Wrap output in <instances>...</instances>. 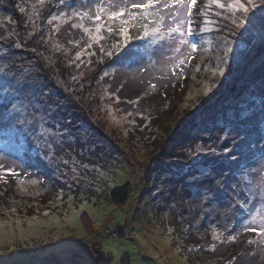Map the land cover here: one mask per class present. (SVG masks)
Here are the masks:
<instances>
[{"label":"rangeland","instance_id":"rangeland-1","mask_svg":"<svg viewBox=\"0 0 264 264\" xmlns=\"http://www.w3.org/2000/svg\"><path fill=\"white\" fill-rule=\"evenodd\" d=\"M18 1L22 8L18 12L15 10L12 24L5 21L6 9L0 10V43L4 42L0 45V107L8 108L6 117L10 120V135L20 141L3 142V147L21 157L24 145L30 161L42 158L50 164L51 175L46 174L48 179L23 175L15 192L8 196L0 192V264H192L172 228V218L181 214L174 212L175 203L170 207L175 191L166 189L171 181L163 166L166 167L169 157L181 156L182 163L175 169V174L179 177L189 169L186 195L190 198L186 208L190 211L196 205L204 207L206 191L203 189L207 188L204 184L209 180L210 165L207 166L208 155L203 156V153L216 146L209 143L211 136L208 134V137L196 139L195 152L187 150L189 155L185 156L183 149L175 152L165 138L186 118L193 121V115L202 108L208 109L211 102L214 105L229 94L242 93L253 85L255 75L256 79H264V68L261 63H255L263 59L264 53V4L256 0L257 7L251 9L244 25L237 28L227 8L211 5L207 16H202L200 13L207 0H197L192 16L195 32L192 42L197 44L196 51L181 45L177 52L175 36H164V40L160 39L163 40L160 47L153 49L159 64L167 67L187 53L188 71L181 80L180 89L161 95L157 101L150 100L145 109L139 106L138 113L135 106L124 112L107 82L112 67L118 66V57L127 59L147 38L132 39L126 46L116 47L122 39L116 34L110 44L118 52L109 55L104 51L107 45L99 48L100 40L96 42L89 38L81 43V36L88 35L82 28L79 30L83 33L75 43H69L72 39L56 33L66 25L75 34L76 27L72 25L80 22L78 18L68 16L69 5L65 2ZM15 2L0 0V7L3 4L10 7ZM40 17L44 25L37 24H43ZM205 20L209 21V31H203ZM166 23H171L170 19ZM84 24L91 27L88 21ZM252 26L261 34L250 41H256L257 49L261 51L252 56L248 54L242 61L244 49L236 35L246 34ZM132 32L137 33L136 29ZM220 70L223 75L219 74ZM84 95L87 99L95 97L89 123H81V119H77L81 113L76 112V117L73 110L78 108L79 98ZM62 105L65 112L71 109L69 112L73 113V122L69 123L73 133L79 136L84 132L88 137L74 142L70 139L74 134H65L63 127L69 124H65L67 120L63 118L68 113L64 115ZM92 119H97L94 124L98 128L90 123ZM80 124L86 127L79 128ZM229 129L225 133L222 129L216 131L221 134L219 151L228 147L225 140ZM71 150L80 159L70 153ZM160 151L170 153L162 158ZM1 166L0 182H3L1 176L6 167ZM191 170L198 176L193 177ZM253 178H249V183L252 182L254 208H258L264 204V168ZM43 181L49 195L55 193V200L43 201L49 198L46 191L47 197L38 191ZM126 184L131 186L129 201L117 207L109 199L110 191ZM184 186L179 191H183ZM170 192L172 195L174 192L173 201L168 198ZM233 213L235 223L240 224L241 217L237 211ZM248 219H243V227ZM260 223L258 217L252 227L259 229ZM254 233L247 236L245 246H257L249 243L251 238L255 240ZM211 239L217 242L224 237L214 240L212 235ZM226 241L224 246H231L232 240L226 238ZM244 250L246 258V250L249 252L250 249ZM222 252L226 253L225 250ZM252 258L253 264L254 261L261 263L251 252L247 260Z\"/></svg>","mask_w":264,"mask_h":264},{"label":"trees","instance_id":"trees-1","mask_svg":"<svg viewBox=\"0 0 264 264\" xmlns=\"http://www.w3.org/2000/svg\"><path fill=\"white\" fill-rule=\"evenodd\" d=\"M58 2H65L69 5V10L67 12L65 11L69 14L68 16H72L71 13L73 11L84 12L88 11L90 8L94 10L97 4V0H58ZM136 2H138V0H136ZM11 5L12 6L9 7L3 4L0 7V10L6 9L5 11L8 13L6 15L7 19L5 20L8 24H12L14 21L15 10L18 12L21 11L22 8L18 0ZM13 7L15 9H13ZM27 9L31 11L29 7H27ZM262 16L264 18V15ZM73 18L76 19L78 17ZM39 21L43 23L41 17ZM37 24L44 25V23L41 24L39 22H37ZM68 29V26L64 25L62 29L56 31V33H62L63 36L72 39L69 43H75V39H79L83 31L76 28L75 34H72V30ZM132 30L130 34L133 37L137 36V33L132 32ZM102 33H104V35L103 39L100 40V44L98 43L99 48H104L105 45H107L104 51H108V54H117L118 49L110 44L116 33L113 32L109 34L107 31H102ZM260 34L261 33L258 34L257 29L252 26V28L248 27L246 34L242 33V35H236L238 38L240 37L237 42L240 44V47L244 49L243 55L241 56L242 61L246 59L248 54L252 56L261 51L257 49L258 46L255 44L256 41H250L254 37L258 38ZM89 38V35L83 34L81 36V43L87 40L89 41ZM162 39L164 40V38ZM242 39L243 41H241ZM133 40L139 41V38H134ZM163 40L156 39L154 41V39L148 40L147 38L141 44L140 49H136L132 55H128L127 59L118 57V66L112 67V71L109 74L111 78L110 81L107 82V87L117 101H119L124 112H128L129 108L135 106V110L139 113V106H144L145 109L150 100L154 99L157 101L158 97L161 95L171 94V91L177 92L180 89L181 80L188 71L187 53L183 54V56L178 59L176 58L173 65L170 67L160 65L154 55L153 49L160 47L159 45L161 42L163 43ZM190 40L193 41V38L191 37ZM157 42H159V44H157ZM3 44L4 42L2 41L0 45ZM262 55L263 59H259L255 63L257 65L261 63V66L264 68V53ZM181 59L185 62L179 67H176ZM19 60L18 58V61ZM255 63L254 65H256ZM119 66L121 67L119 68ZM255 76L252 79L253 85L248 86L242 93L239 95L236 94L235 96H230L229 94L222 102L217 100L218 103L214 105L211 102L208 109L204 110L202 108L193 115V121H191L190 118H186L165 138V142L169 143L173 149H176L175 152H179L183 149L185 153L187 150L188 152L193 151L194 153L197 145L196 139L208 137V134L209 137L211 136L208 139L209 143H215L216 146L206 152L204 151L205 154L203 153V156L208 155L209 160L207 166L210 165L211 167H209V173L207 175V179L209 180H206V183L203 181L205 183L204 185L207 187L203 189V192L206 191L204 207L201 206V208H199L196 205L193 207L194 209L190 211L186 208L187 201L190 198L189 195H186L190 183V176H188L189 169L187 173L184 175L180 174L179 177L175 174V169L181 165L182 162H180V160L183 158H181V156L169 157L170 159L165 163L166 167L163 166L167 174L166 177L171 181L168 187L166 186V189L172 188V190L175 191L174 199V192L173 195L170 192V197L168 196L170 200H174L170 203V207H174L173 204L175 203L177 207H174V212H179L181 214V216L172 218L174 221V223H171L172 228L175 230L177 240L182 242L183 251L187 253L188 260L192 264H253V258L251 261L247 260L251 252L256 261L261 260L259 264H264V245L261 244V240L264 239V237L254 233L255 240L251 238L249 241L252 240L253 244L257 246L253 248L246 245V247L247 236H250L251 232H244L243 228L245 226H242L243 219H248L250 217L249 211L254 208L255 203L252 196V182L249 183V178L250 180L254 179L253 176H256L257 173L264 168V79H256L257 77L255 78ZM150 79L151 82L146 83ZM153 84L155 88L152 87ZM85 96L86 95L79 98L80 103L77 104L78 108L73 109L76 117V112L79 111L81 113L80 118H77L79 120L81 119V123L85 121L89 123V117L94 110L93 104L95 102V97L87 99ZM54 106L57 105L54 104ZM62 109L63 113H65L64 115L68 113V116L63 118L67 120L65 124H71L74 119V117L71 116L73 113L69 112L71 109L69 111L67 110V112H65V106H63ZM7 111L8 108L5 110V108L0 107V163H3L2 166H0L3 167L4 165L6 167L1 176L4 181L0 182V192H4L6 196L15 192L16 184L23 179V175H29L33 178L44 176L45 179H48L46 174L51 175L50 164L42 158L30 161V155L28 154L27 147L24 145V151L20 153L21 157L9 153L8 150L3 147V142H8L9 144L20 142L19 139H15L10 135L12 131L10 129V120L6 117ZM4 112L5 117H3ZM82 115L83 118H81ZM96 120L97 119H92L90 123L98 128V126L94 124ZM70 124L69 126L63 127L66 135L74 134L70 129ZM78 127L84 128L86 126L80 124ZM227 128H230L227 133L229 135L226 136L225 140L228 147H223V151H219V135L221 134H217L216 131L217 129H222L225 133ZM84 136V132H82L79 136L74 134L70 139L75 142L76 139L88 137ZM189 145L193 146L188 147ZM70 153L76 154L73 150H71ZM168 153L170 152L160 151L162 158L166 157ZM187 155L189 154L186 153L185 156ZM77 157L80 159L79 156ZM205 166L206 164L204 167ZM9 168L14 169L16 174L7 171ZM191 173L194 172L191 170ZM192 176L195 177L198 176V174L194 173ZM57 183L58 180H56V184ZM183 185H186L183 191H179V188H182L181 186ZM43 186L46 187L44 181L38 191L42 193L44 197L49 196V198H51L52 195L54 196L51 199L47 198L43 201L48 200V202H51L55 200V193L49 195V190ZM55 190L50 192H55ZM130 190L131 186L129 184L115 187L110 191L109 199L115 206L122 207L129 201ZM45 191L47 192V196ZM159 197H161V194H159ZM164 198L165 197H163V199ZM233 211H237V215L241 217L240 224H238L237 221L235 223V213H233ZM255 228L258 229V227ZM214 231L217 233H224V240L213 242L211 236ZM229 234L236 235V239L234 241L232 240L231 246H226V248L224 245H227L226 238ZM250 244L253 245L252 243ZM243 247L252 250H249V252L246 250L248 255L246 258L243 256L245 251ZM223 250H225L226 253H223ZM205 255L207 257L203 259ZM206 259L208 260L206 261Z\"/></svg>","mask_w":264,"mask_h":264},{"label":"snow or ice","instance_id":"snow-or-ice-1","mask_svg":"<svg viewBox=\"0 0 264 264\" xmlns=\"http://www.w3.org/2000/svg\"><path fill=\"white\" fill-rule=\"evenodd\" d=\"M261 3L264 4V0H261ZM196 5L197 0H138V2L136 0H97L94 10L90 8L88 11H73L71 13L73 17H78L80 21L72 27L82 28L85 33H88L90 39L96 42L103 39L102 31H107L109 34L115 32L122 38L117 42L116 47L126 46L134 38L162 39L164 36H175L177 52L180 51L181 45L187 46L192 52H195L197 44L189 40L188 37L195 35L192 16ZM211 5H215L220 9L227 8L232 23L237 28L244 25L251 9L257 7L256 0H245V2L231 0L229 3H222L221 0H207L205 8L200 14L207 16ZM217 15H220V13L218 12ZM169 19L171 23H166ZM85 20L88 21L91 27L85 26ZM204 23L203 31H209L210 28L207 26L209 21L205 20ZM132 29H136L137 36L133 37L130 34ZM16 47H20V45H16ZM184 62L183 59L179 60L176 67ZM219 74L223 75V70H220ZM152 87L155 88V85L153 84ZM210 90L209 87L208 91ZM7 171L16 174L14 169L9 168ZM249 216L251 218L247 220L243 231L255 232L264 237V204L249 211ZM258 217L261 222L259 229L252 227ZM223 235L222 232L217 233L214 231L213 239L219 240ZM227 238L234 241L236 235L229 234ZM249 243H253V241H249ZM261 244L264 245V239L261 240Z\"/></svg>","mask_w":264,"mask_h":264}]
</instances>
